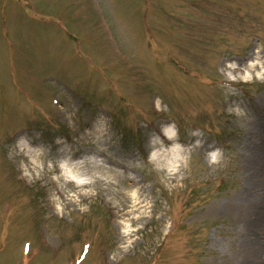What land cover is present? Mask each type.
Instances as JSON below:
<instances>
[{
  "label": "rangeland",
  "instance_id": "1",
  "mask_svg": "<svg viewBox=\"0 0 264 264\" xmlns=\"http://www.w3.org/2000/svg\"><path fill=\"white\" fill-rule=\"evenodd\" d=\"M263 163L264 0H0V264H264Z\"/></svg>",
  "mask_w": 264,
  "mask_h": 264
},
{
  "label": "bare ground",
  "instance_id": "2",
  "mask_svg": "<svg viewBox=\"0 0 264 264\" xmlns=\"http://www.w3.org/2000/svg\"><path fill=\"white\" fill-rule=\"evenodd\" d=\"M259 65L262 67L263 62L256 60V62H251L248 65V67L252 69ZM257 76L260 78L261 74L259 73L257 74ZM248 77H249V73H247L245 80H247ZM165 136L169 140L174 139V135H172L169 130L165 131ZM248 150L250 151V148H248ZM81 154L84 155V152H81ZM103 154L106 155L105 152H103ZM75 156L79 157V153L75 154L73 157ZM111 162L113 161L111 160ZM117 164L121 167H125L121 163H117ZM64 170L65 169H63V171ZM253 175L254 173H252V176ZM262 179H264V177H261V180L255 181L258 182V184L252 182L251 179H249L251 182L245 180V185L242 191H240V193H238L234 198H230L227 203L223 204L221 207L222 211L232 212L241 219L243 218L246 221V226L248 228L255 227L254 225L258 224L260 222V219L258 220L254 219L255 220L254 221L252 220V217L257 213L258 217H260L261 219L264 218V182L261 183ZM81 184H82L81 187L87 186L85 183L84 184L81 183ZM77 196L81 198V200H84L85 194L78 193ZM74 202H75V197H71L69 199V204H73ZM147 208H148V203L146 202V198L144 197V199H142L139 191L136 190L133 194H128L125 202L120 207L117 208L116 215L119 218H130L132 222L136 223V222L144 221L145 218H147ZM121 233H123L122 239L128 238L127 234L129 235V233L126 231V229L123 230V232Z\"/></svg>",
  "mask_w": 264,
  "mask_h": 264
}]
</instances>
